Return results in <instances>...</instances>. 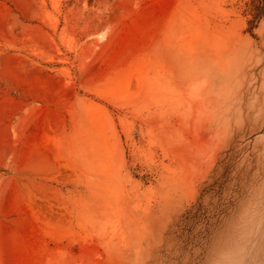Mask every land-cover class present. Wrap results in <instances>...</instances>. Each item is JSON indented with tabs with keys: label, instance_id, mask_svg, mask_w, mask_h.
Here are the masks:
<instances>
[{
	"label": "rangeland",
	"instance_id": "374dc122",
	"mask_svg": "<svg viewBox=\"0 0 264 264\" xmlns=\"http://www.w3.org/2000/svg\"><path fill=\"white\" fill-rule=\"evenodd\" d=\"M251 1L0 0L7 264H212L264 208Z\"/></svg>",
	"mask_w": 264,
	"mask_h": 264
},
{
	"label": "clouds",
	"instance_id": "9594fccd",
	"mask_svg": "<svg viewBox=\"0 0 264 264\" xmlns=\"http://www.w3.org/2000/svg\"><path fill=\"white\" fill-rule=\"evenodd\" d=\"M261 227H264V208L246 209L230 242L216 252L212 264H251L252 240Z\"/></svg>",
	"mask_w": 264,
	"mask_h": 264
},
{
	"label": "trees",
	"instance_id": "16d2710c",
	"mask_svg": "<svg viewBox=\"0 0 264 264\" xmlns=\"http://www.w3.org/2000/svg\"><path fill=\"white\" fill-rule=\"evenodd\" d=\"M251 7H252L253 19L250 20V25H252L254 27L255 25H253V24L256 23L257 21H259V19H261L263 17L264 0H252L251 1Z\"/></svg>",
	"mask_w": 264,
	"mask_h": 264
},
{
	"label": "crops",
	"instance_id": "0c3cea01",
	"mask_svg": "<svg viewBox=\"0 0 264 264\" xmlns=\"http://www.w3.org/2000/svg\"><path fill=\"white\" fill-rule=\"evenodd\" d=\"M0 264H7L6 231H0Z\"/></svg>",
	"mask_w": 264,
	"mask_h": 264
}]
</instances>
